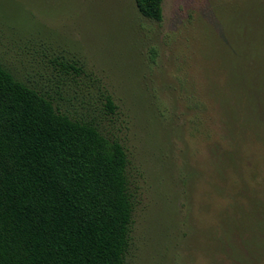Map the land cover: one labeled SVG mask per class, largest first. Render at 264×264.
<instances>
[{
	"label": "rangeland",
	"instance_id": "1",
	"mask_svg": "<svg viewBox=\"0 0 264 264\" xmlns=\"http://www.w3.org/2000/svg\"><path fill=\"white\" fill-rule=\"evenodd\" d=\"M0 63L124 147L126 264H264V0H0Z\"/></svg>",
	"mask_w": 264,
	"mask_h": 264
},
{
	"label": "trees",
	"instance_id": "2",
	"mask_svg": "<svg viewBox=\"0 0 264 264\" xmlns=\"http://www.w3.org/2000/svg\"><path fill=\"white\" fill-rule=\"evenodd\" d=\"M162 1L135 4L160 22ZM58 95L0 63V264H126L134 205L125 149L62 111Z\"/></svg>",
	"mask_w": 264,
	"mask_h": 264
}]
</instances>
